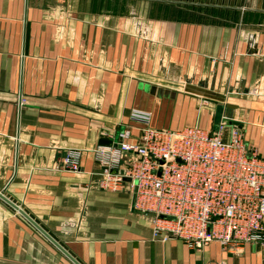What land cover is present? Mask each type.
Masks as SVG:
<instances>
[{
    "label": "crops",
    "instance_id": "1",
    "mask_svg": "<svg viewBox=\"0 0 264 264\" xmlns=\"http://www.w3.org/2000/svg\"><path fill=\"white\" fill-rule=\"evenodd\" d=\"M101 2L0 0V191L81 264H264V239L235 252L154 239L132 182L102 187L97 151L138 137L140 110L157 129L226 119L264 158V0ZM0 264L73 263L0 199Z\"/></svg>",
    "mask_w": 264,
    "mask_h": 264
},
{
    "label": "built area",
    "instance_id": "2",
    "mask_svg": "<svg viewBox=\"0 0 264 264\" xmlns=\"http://www.w3.org/2000/svg\"><path fill=\"white\" fill-rule=\"evenodd\" d=\"M130 118L142 126L138 137L127 129L97 148L102 187L132 182L134 209L150 216L154 239H179L198 252L212 243L235 252L264 239V158L241 130L226 119L211 131L153 128L151 113L140 110ZM78 156L65 160L71 171Z\"/></svg>",
    "mask_w": 264,
    "mask_h": 264
},
{
    "label": "rangeland",
    "instance_id": "3",
    "mask_svg": "<svg viewBox=\"0 0 264 264\" xmlns=\"http://www.w3.org/2000/svg\"><path fill=\"white\" fill-rule=\"evenodd\" d=\"M161 1L162 4L168 5V6H181L182 8H188L192 7L199 8V10L202 11L209 8L210 0H102L101 7H109V4L111 3L112 8L118 9V10H135L142 8L144 4L147 2H156ZM216 4V3H215Z\"/></svg>",
    "mask_w": 264,
    "mask_h": 264
},
{
    "label": "water",
    "instance_id": "4",
    "mask_svg": "<svg viewBox=\"0 0 264 264\" xmlns=\"http://www.w3.org/2000/svg\"><path fill=\"white\" fill-rule=\"evenodd\" d=\"M115 172V171H114ZM0 199L8 204L11 208L21 214L35 229H37L51 244H53L70 262L81 264L74 258L59 242H57L49 233H47L33 218H31L22 208L12 202L5 194L0 191Z\"/></svg>",
    "mask_w": 264,
    "mask_h": 264
}]
</instances>
